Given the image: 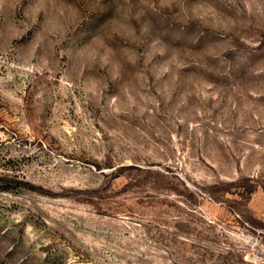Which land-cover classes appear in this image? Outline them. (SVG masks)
Here are the masks:
<instances>
[{"label":"rangeland","instance_id":"obj_1","mask_svg":"<svg viewBox=\"0 0 264 264\" xmlns=\"http://www.w3.org/2000/svg\"><path fill=\"white\" fill-rule=\"evenodd\" d=\"M0 264H264V0H0Z\"/></svg>","mask_w":264,"mask_h":264}]
</instances>
